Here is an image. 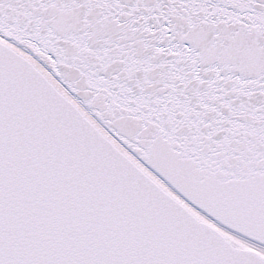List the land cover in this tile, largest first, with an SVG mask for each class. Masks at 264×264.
<instances>
[{
  "label": "snow or ice",
  "instance_id": "snow-or-ice-1",
  "mask_svg": "<svg viewBox=\"0 0 264 264\" xmlns=\"http://www.w3.org/2000/svg\"><path fill=\"white\" fill-rule=\"evenodd\" d=\"M0 264H264V0H0Z\"/></svg>",
  "mask_w": 264,
  "mask_h": 264
}]
</instances>
